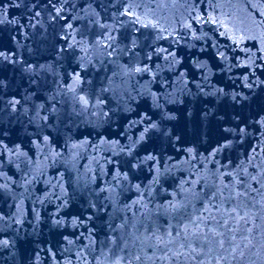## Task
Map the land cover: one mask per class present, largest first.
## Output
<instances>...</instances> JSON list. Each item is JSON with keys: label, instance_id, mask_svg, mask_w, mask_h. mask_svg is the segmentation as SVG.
Listing matches in <instances>:
<instances>
[{"label": "water", "instance_id": "water-1", "mask_svg": "<svg viewBox=\"0 0 264 264\" xmlns=\"http://www.w3.org/2000/svg\"><path fill=\"white\" fill-rule=\"evenodd\" d=\"M0 53V264H264V0H0Z\"/></svg>", "mask_w": 264, "mask_h": 264}, {"label": "snow or ice", "instance_id": "snow-or-ice-1", "mask_svg": "<svg viewBox=\"0 0 264 264\" xmlns=\"http://www.w3.org/2000/svg\"><path fill=\"white\" fill-rule=\"evenodd\" d=\"M4 55H5L4 53H0V56H4ZM221 55H222V54H221ZM5 58H7V57H5ZM136 71H141V69L137 68ZM246 78H247V77H245V79H246ZM221 91H222V90H221ZM81 99H83V98H81ZM15 103H19V101H15V102L13 103V110H14V104H15ZM84 103L86 104L87 101L85 100ZM260 123H261L262 125H264V119H262V120L260 121ZM151 127L154 128V127H156V125H155V124H152ZM144 131L147 132V131H148V128L146 127V128L144 129ZM44 139L47 140V137H45ZM141 139H143V136H141ZM150 158H151V157H150ZM2 243L7 244V241H2Z\"/></svg>", "mask_w": 264, "mask_h": 264}]
</instances>
